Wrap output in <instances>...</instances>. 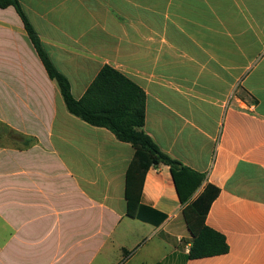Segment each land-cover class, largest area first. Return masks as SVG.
I'll list each match as a JSON object with an SVG mask.
<instances>
[{"label": "crops", "instance_id": "1", "mask_svg": "<svg viewBox=\"0 0 264 264\" xmlns=\"http://www.w3.org/2000/svg\"><path fill=\"white\" fill-rule=\"evenodd\" d=\"M19 1L76 99L105 65L145 91L146 133L220 189L206 224L229 252L188 258L166 165L145 177V219L127 215L135 150L68 112L10 6L0 127L35 143L0 145V264H264V0Z\"/></svg>", "mask_w": 264, "mask_h": 264}, {"label": "trees", "instance_id": "2", "mask_svg": "<svg viewBox=\"0 0 264 264\" xmlns=\"http://www.w3.org/2000/svg\"><path fill=\"white\" fill-rule=\"evenodd\" d=\"M10 6H13L21 17L29 39L49 78L59 87L68 112L93 127L111 131L118 141L130 144L135 150L126 173L127 215L139 220L145 219L140 214V211L147 209L141 205L145 177L152 167L166 165L170 168L177 194L183 205L182 214L192 236L188 258L202 259L227 254L229 245L225 236L206 224L208 213L219 196L220 189L207 184L201 190L206 176L163 152L146 133L147 95L145 91L119 70L105 65L83 97L76 99L71 92L69 80L53 64L20 1L0 0V8ZM8 130L26 148L35 143L34 138ZM14 142L17 146V142Z\"/></svg>", "mask_w": 264, "mask_h": 264}, {"label": "rangeland", "instance_id": "3", "mask_svg": "<svg viewBox=\"0 0 264 264\" xmlns=\"http://www.w3.org/2000/svg\"><path fill=\"white\" fill-rule=\"evenodd\" d=\"M14 141L17 142V145L23 146L22 142L17 140L12 132H10L7 128L0 127V145H15Z\"/></svg>", "mask_w": 264, "mask_h": 264}]
</instances>
